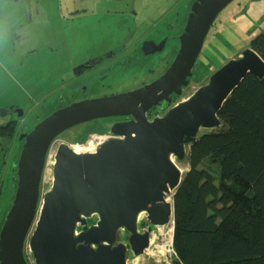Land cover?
<instances>
[{
    "label": "water",
    "instance_id": "water-1",
    "mask_svg": "<svg viewBox=\"0 0 264 264\" xmlns=\"http://www.w3.org/2000/svg\"><path fill=\"white\" fill-rule=\"evenodd\" d=\"M232 1L194 0L173 60L151 82L71 102L19 135L23 144L13 174L14 195L0 226V264H30L24 246L31 228L27 247L33 264H130L149 245L151 228L142 234L137 230L142 213L151 226L173 223V202L167 198L173 197L185 173L175 160L185 159L186 148L200 135L220 128L222 105L247 75L264 77V61L247 47L161 116L148 119L146 112L162 101L169 106L172 96L181 95L211 25ZM145 42V55L162 48L145 51ZM4 112L0 115L8 109ZM117 116L131 119L104 123L111 137L93 152L58 145L51 184L38 207L52 141L78 124Z\"/></svg>",
    "mask_w": 264,
    "mask_h": 264
},
{
    "label": "rangeland",
    "instance_id": "rangeland-1",
    "mask_svg": "<svg viewBox=\"0 0 264 264\" xmlns=\"http://www.w3.org/2000/svg\"><path fill=\"white\" fill-rule=\"evenodd\" d=\"M190 6L191 0H0V113L10 107L24 113L21 118L13 111L0 115V127L17 120L12 140L0 135V224L14 195L10 169L15 146L20 144L19 135L32 129L46 114L78 98L79 93L72 92H78L82 84L88 98L98 93L130 90L161 75L173 60L176 45L169 43L163 52L145 56L139 50L140 40L160 30L161 21L180 22V25L175 24L174 31L178 34ZM34 8L39 11L37 15ZM30 13L32 22L20 29V21L22 25L28 23ZM262 32L264 0L229 3L211 25L192 68V76L171 105L206 83L218 67L249 47L250 40ZM111 52L114 54H108ZM94 56H104L103 63L108 69L114 64L115 69L123 70L96 81L98 90L90 89L95 78L72 84L82 77L84 69L79 63ZM101 128L89 121L64 132L50 145L40 182L38 207L43 192L51 184L53 156L58 145H84L93 134H107L97 132ZM186 149L188 153V147ZM175 163L183 173L188 169L185 159L175 160ZM165 227L169 229V224L152 232L153 243L143 254L131 257L130 264H173L176 253L172 242L164 246L169 251L161 248L163 253L157 252L168 239L165 234L170 235ZM31 232L32 228L24 253L33 264L27 247Z\"/></svg>",
    "mask_w": 264,
    "mask_h": 264
},
{
    "label": "trees",
    "instance_id": "trees-1",
    "mask_svg": "<svg viewBox=\"0 0 264 264\" xmlns=\"http://www.w3.org/2000/svg\"><path fill=\"white\" fill-rule=\"evenodd\" d=\"M249 47L264 61V32ZM218 117L220 128L190 145L172 197L173 264H264V77L247 75Z\"/></svg>",
    "mask_w": 264,
    "mask_h": 264
},
{
    "label": "flooded vegetation",
    "instance_id": "flooded-vegetation-1",
    "mask_svg": "<svg viewBox=\"0 0 264 264\" xmlns=\"http://www.w3.org/2000/svg\"><path fill=\"white\" fill-rule=\"evenodd\" d=\"M194 0H191V3L193 2ZM254 1V0H253ZM175 24L177 25H180V22H177V23H172V24H169L168 22H163V21H161V24H160V26H159V28H160V30H157L156 32L155 31H153V32H151V35L153 34V33H155V36H151V35H149V36H147V38H143V39H146V40H144V41H146V42H149V43H146L145 42V47H144V50L145 51H150V50H153V49H157V46L158 45H160L159 47H162L161 48V50L159 51V52H155L154 54H157V53H161V52H163V50L165 49V47H167L168 46V44L170 43H172L173 44V46L174 45H176V48L178 49V45H179V41L177 42V40H178V37H179V35H180V32H182V30H183V27H184V25H185V22H183V24H182V27H181V31L178 33V34H175ZM156 28V27H155ZM174 31V32H173ZM142 40V39H141ZM140 40V45H141V43L143 42V41H141ZM152 42L154 43V45L152 44ZM140 45H139V47H140ZM141 48V49H140ZM139 48V50H140V53L141 54H143V55H145L144 54V51L142 50V45H141V47ZM108 54H110V55H113L114 53L113 52H111V53H108ZM154 54H150V55H154ZM240 55V53L238 54V55H236V57L237 56H239ZM145 56H149V55H145ZM104 57V56H103ZM102 56H94V57H90V59L89 60H87V61H84V62H81V63H79L81 66H82V68L84 69V73L82 72V77L79 79H77V80H75L74 82H72V84H75V83H79L80 81L82 82V81H91V80H93V78H95L94 79V82L92 83V85H91V88L90 89H92V88H95V89H97L98 90V83H96V81H103L104 79H106L108 76L109 77H112V76H114L115 75V73H117V72H119V71H121V70H123V68H116L115 69V66H114V64L112 65V66H110L109 67V69L107 68V65H105V63H103L105 60H104V58H103ZM143 56H141V58H142ZM162 58V56L160 55V57H159V60ZM130 63V62H129ZM127 70V68L125 67L124 68V71H126ZM79 75V74H78ZM190 80V79H189ZM151 82V81H150ZM149 83V82H148ZM144 84H146V83H143V84H141L140 86H138V87H136V88H139V87H141V86H143ZM72 86V85H71ZM186 87V86H185ZM136 88H132V89H136ZM184 88V87H183ZM132 89H130V90H132ZM85 90H86V87L84 86L83 87V84L82 85H80L79 86V91L78 92H74V90H73V92H72V94L73 93H79V95H78V98H76L75 100H73V101H70V102H74V101H79V100H82V99H87V97L85 96ZM183 90V89H182ZM126 91H129V90H124V91H122V92H126ZM116 93H120V92H112V93H108V94H104V93H98V94H95V96H90V97H88V98H95V97H102V96H108V95H112V94H116ZM177 99V97L176 96H172V102H171V104L173 103V101H175ZM70 102H69V104H70ZM170 104V105H171ZM62 106V105H61ZM60 106V107H61ZM60 107H58V108H60ZM170 106H167L166 105V103H165V101H162V102H159L156 106H153V107H151V109H149L147 112H146V116H147V118L148 119H151V118H153V117H156V116H161L163 113H165V111L169 108ZM57 108V109H58ZM16 112L17 113V109H14L13 107L12 108H9L8 109V114L9 113H11V112ZM50 114V113H49ZM23 115H24V113H22V115L21 116H19L20 118L21 117H23ZM46 116H47V114H46ZM45 117V116H44ZM43 117V118H44ZM42 118V119H43ZM129 119H131V116H117V117H110V118H102V119H96V120H91L90 122H93L94 123V126H102L103 127V124L104 123H107V122H113V121H125V120H129ZM41 120V119H40ZM39 120V121H40ZM38 121V122H39ZM17 123V120H10L9 121V123ZM86 123V122H85ZM83 123H81V125H82ZM78 125H80V124H78ZM78 125H76V126H78ZM73 127H75V126H73ZM73 127H71V128H73ZM71 128H69V129H71ZM69 129H67V130H65V131H63L62 133H60L53 141H52V143L56 140V139H58V137L60 136V135H62L64 132H66V131H68ZM31 130V129H30ZM29 130V131H30ZM98 132V131H97ZM101 133H106V131H104V132H101ZM51 143V144H52ZM22 144H23V140H21L20 141V144L16 147L15 146V149H14V153H15V155H14V158H13V160H14V162L13 163H11V174H10V176H12L13 177V183H12V191H14V188H15V181H14V175H15V170H16V168H15V165H16V163H17V161H18V157H19V153H20V150H21V146H22ZM19 147V148H18ZM14 174V175H13ZM16 180V179H15ZM151 228V232H150V234H149V236L151 237V234H152V232L154 231V230H156L158 227L157 226H151V224H150V222H149V220L147 219V215H146V213H142L141 215H140V217H139V221H138V226H137V230H138V233L139 234H142L143 232H145L146 230H148V228ZM125 241H127V236L125 237ZM149 246V245H148ZM148 248V247H147ZM146 250V249H145ZM144 250V251H145Z\"/></svg>",
    "mask_w": 264,
    "mask_h": 264
},
{
    "label": "built area",
    "instance_id": "built-area-1",
    "mask_svg": "<svg viewBox=\"0 0 264 264\" xmlns=\"http://www.w3.org/2000/svg\"><path fill=\"white\" fill-rule=\"evenodd\" d=\"M111 136L109 134H93L88 142H85L84 145L77 146V148L82 149V153L85 152H93L95 151L99 145H101L104 141L109 139ZM76 146V145H75Z\"/></svg>",
    "mask_w": 264,
    "mask_h": 264
},
{
    "label": "bare ground",
    "instance_id": "bare-ground-1",
    "mask_svg": "<svg viewBox=\"0 0 264 264\" xmlns=\"http://www.w3.org/2000/svg\"><path fill=\"white\" fill-rule=\"evenodd\" d=\"M72 147H73V149L75 150V152H81L82 151V149H79V148H77V146H75V145H71ZM167 200L169 201L170 200V197L169 198H167ZM167 226V225H166ZM172 223H170L169 224V229H167V227H165V229H167V232H169L170 233V235L168 234V233H166L165 235L167 236V241L165 242V243H163V246L162 245H160V247H158V251L157 252H159V253H163V249H166L167 251H169L170 249H167V247H164V246H166V245H168L169 243L171 244V242H172V237H173V234H172V231H173V229H172ZM153 243V238H151L150 240H149V245H151ZM157 247V246H156ZM161 248H163V249H161Z\"/></svg>",
    "mask_w": 264,
    "mask_h": 264
},
{
    "label": "crops",
    "instance_id": "crops-1",
    "mask_svg": "<svg viewBox=\"0 0 264 264\" xmlns=\"http://www.w3.org/2000/svg\"><path fill=\"white\" fill-rule=\"evenodd\" d=\"M26 9H28V7H27ZM19 12L21 13V12H22V10H20ZM33 12H36V15H37V13H38L39 11H38V9H37V8H34ZM31 20H32V15H31V13H30V15H29V21H28V23H26V24L22 25V24H21V21H20V27H19V28H20V29H23V27H26V26H28V25H29V24L32 22ZM10 108H12V107H10Z\"/></svg>",
    "mask_w": 264,
    "mask_h": 264
}]
</instances>
